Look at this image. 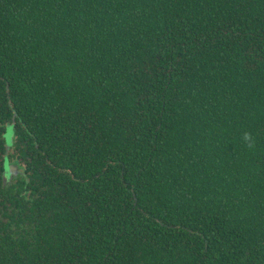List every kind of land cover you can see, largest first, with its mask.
<instances>
[{
    "label": "trees",
    "instance_id": "obj_1",
    "mask_svg": "<svg viewBox=\"0 0 264 264\" xmlns=\"http://www.w3.org/2000/svg\"><path fill=\"white\" fill-rule=\"evenodd\" d=\"M0 264H264V0H0Z\"/></svg>",
    "mask_w": 264,
    "mask_h": 264
},
{
    "label": "clouds",
    "instance_id": "obj_2",
    "mask_svg": "<svg viewBox=\"0 0 264 264\" xmlns=\"http://www.w3.org/2000/svg\"><path fill=\"white\" fill-rule=\"evenodd\" d=\"M241 139L246 144V146L248 148L251 149L255 146L254 139H253L252 134L250 132H247V131L243 132Z\"/></svg>",
    "mask_w": 264,
    "mask_h": 264
},
{
    "label": "rangeland",
    "instance_id": "obj_3",
    "mask_svg": "<svg viewBox=\"0 0 264 264\" xmlns=\"http://www.w3.org/2000/svg\"><path fill=\"white\" fill-rule=\"evenodd\" d=\"M6 140L8 143H10L12 141V138L9 134L6 135Z\"/></svg>",
    "mask_w": 264,
    "mask_h": 264
}]
</instances>
